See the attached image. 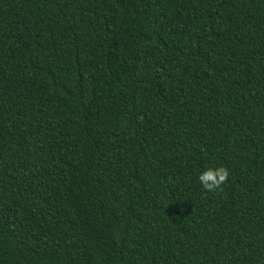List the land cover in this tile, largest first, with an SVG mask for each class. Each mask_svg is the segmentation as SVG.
I'll return each instance as SVG.
<instances>
[{
	"label": "trees",
	"instance_id": "trees-1",
	"mask_svg": "<svg viewBox=\"0 0 264 264\" xmlns=\"http://www.w3.org/2000/svg\"><path fill=\"white\" fill-rule=\"evenodd\" d=\"M0 264H264V0H0Z\"/></svg>",
	"mask_w": 264,
	"mask_h": 264
},
{
	"label": "clouds",
	"instance_id": "clouds-1",
	"mask_svg": "<svg viewBox=\"0 0 264 264\" xmlns=\"http://www.w3.org/2000/svg\"><path fill=\"white\" fill-rule=\"evenodd\" d=\"M229 175V169L224 166L208 167L199 175L198 180L204 190L214 193L223 191V185L228 182Z\"/></svg>",
	"mask_w": 264,
	"mask_h": 264
}]
</instances>
